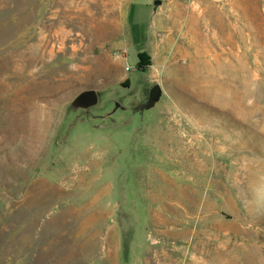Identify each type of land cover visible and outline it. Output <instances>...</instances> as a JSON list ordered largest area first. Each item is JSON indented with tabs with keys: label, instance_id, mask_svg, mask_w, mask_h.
Returning <instances> with one entry per match:
<instances>
[{
	"label": "rangeland",
	"instance_id": "obj_1",
	"mask_svg": "<svg viewBox=\"0 0 264 264\" xmlns=\"http://www.w3.org/2000/svg\"><path fill=\"white\" fill-rule=\"evenodd\" d=\"M153 1L0 0V264H264V0Z\"/></svg>",
	"mask_w": 264,
	"mask_h": 264
},
{
	"label": "water",
	"instance_id": "obj_2",
	"mask_svg": "<svg viewBox=\"0 0 264 264\" xmlns=\"http://www.w3.org/2000/svg\"><path fill=\"white\" fill-rule=\"evenodd\" d=\"M209 1L218 3L221 2L222 0H209ZM160 4H161L160 0L153 1V6L155 8H157ZM143 69H144L143 67H140L138 70L142 72ZM161 94H162L161 88L158 85H154L152 88H150L147 99L138 105L137 110L143 112L152 109L159 102ZM96 102H97L96 92L93 90H89V91H84L78 95V97L74 101V106L88 107L94 105Z\"/></svg>",
	"mask_w": 264,
	"mask_h": 264
},
{
	"label": "trees",
	"instance_id": "obj_3",
	"mask_svg": "<svg viewBox=\"0 0 264 264\" xmlns=\"http://www.w3.org/2000/svg\"><path fill=\"white\" fill-rule=\"evenodd\" d=\"M137 60H139V62H138L139 68L142 67L143 63H142V60H141V58L139 56H137Z\"/></svg>",
	"mask_w": 264,
	"mask_h": 264
},
{
	"label": "flooded vegetation",
	"instance_id": "obj_4",
	"mask_svg": "<svg viewBox=\"0 0 264 264\" xmlns=\"http://www.w3.org/2000/svg\"><path fill=\"white\" fill-rule=\"evenodd\" d=\"M139 62V60H137V63Z\"/></svg>",
	"mask_w": 264,
	"mask_h": 264
}]
</instances>
